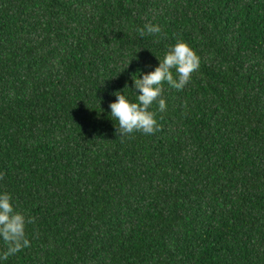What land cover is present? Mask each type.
Here are the masks:
<instances>
[{
    "label": "trees",
    "instance_id": "obj_1",
    "mask_svg": "<svg viewBox=\"0 0 264 264\" xmlns=\"http://www.w3.org/2000/svg\"><path fill=\"white\" fill-rule=\"evenodd\" d=\"M178 40L199 70L121 139ZM0 190L36 218L2 264H264V0H0Z\"/></svg>",
    "mask_w": 264,
    "mask_h": 264
},
{
    "label": "clouds",
    "instance_id": "obj_2",
    "mask_svg": "<svg viewBox=\"0 0 264 264\" xmlns=\"http://www.w3.org/2000/svg\"><path fill=\"white\" fill-rule=\"evenodd\" d=\"M137 32L141 37L163 35L162 27L151 23L138 28ZM157 59L159 63L154 70L146 73L141 70L138 76L133 74L132 86L125 85L124 89L132 90L134 100L125 94L124 89L112 93L116 99L109 104L108 115L109 119L118 125L115 126L116 134L121 139L131 137L135 133L147 136L159 131L157 113L167 110V103L163 97L164 85L167 84L178 91L183 90L200 67V57L182 40L168 45L163 58ZM154 104L157 105L156 111L150 110ZM35 221V217L16 209L10 192L0 190V242L4 246L0 254V264L8 257L31 246L27 228Z\"/></svg>",
    "mask_w": 264,
    "mask_h": 264
}]
</instances>
